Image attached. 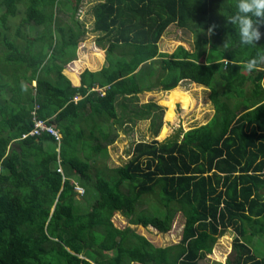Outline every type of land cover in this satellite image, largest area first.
<instances>
[{
  "label": "trees",
  "instance_id": "1",
  "mask_svg": "<svg viewBox=\"0 0 264 264\" xmlns=\"http://www.w3.org/2000/svg\"><path fill=\"white\" fill-rule=\"evenodd\" d=\"M74 1L0 0V264H197L229 229L223 264H264L251 247L254 238L264 242V64L254 75L242 67L264 51V26L256 47L243 46L226 22L236 0H102L92 15L104 66L84 69L73 85L63 70L86 33L76 17L82 0ZM170 24L191 32L192 51L179 45L157 57ZM182 80L210 89L207 123L140 141L123 165L97 163L125 120L150 119L156 136L162 107L134 99ZM36 104L37 117L62 134L59 152L48 133L22 137ZM73 177L95 198L78 199ZM148 197L161 215L143 207ZM117 212L130 224L117 227ZM178 212L177 243L156 246L130 226L166 233Z\"/></svg>",
  "mask_w": 264,
  "mask_h": 264
},
{
  "label": "rangeland",
  "instance_id": "2",
  "mask_svg": "<svg viewBox=\"0 0 264 264\" xmlns=\"http://www.w3.org/2000/svg\"><path fill=\"white\" fill-rule=\"evenodd\" d=\"M102 0H82V2L77 6L76 17L80 20L83 24L86 33L82 38V43H87L85 46L81 47V51L77 50V59L67 63L64 67V72L68 73L69 76L71 72L77 71L80 69L86 68H95L97 63H95L94 58L99 61L102 58H97L94 53L95 49V39L101 35L100 32L93 29V22L94 17L92 15V7ZM68 2L73 6L75 4L74 0H68ZM75 7V6H74ZM63 9H66L63 7ZM174 30V35H168V31ZM30 34L34 33V31L30 28ZM193 35L190 31H186L180 29L175 25H170V28L165 31L163 34V38L160 41V48L164 49L165 51L161 53H168L166 51L170 50L174 52V50L179 46L185 45L193 47ZM84 40V41H83ZM84 43V44H85ZM95 44V45H94ZM189 44V45H188ZM96 47H98L96 45ZM100 48V47H99ZM103 50V49H102ZM105 52V51H104ZM171 52V53H172ZM219 52H217V56ZM161 56V54H160ZM92 57V58H91ZM103 57V55H102ZM80 61V63L78 62ZM84 64V65H81ZM159 66V64H158ZM78 69V70H77ZM157 69V67H156ZM147 72V71H145ZM75 82L77 81L74 80ZM35 85V83H32ZM142 85H148V78L144 79ZM182 90L190 91V97L185 92L187 97H184V101L180 103H176L172 121H169L168 115L169 113L166 112V109L169 111V107H165L160 104V101L164 100L165 96L169 91L156 93V88L152 90H145L142 91L139 96H137L135 101H138V104H144L146 102L153 101L160 105L163 109V119L161 128L156 136L150 130V119H140V120H125L122 126L116 127L114 126V133H116V139L113 143L107 145L104 149L106 150L107 154H103L101 157H97V163L100 165H107L108 167H116L125 164L132 156L133 148L136 143L142 142H150L153 139L157 141H163L168 139L169 137H173L177 134L179 130L187 131L190 128L200 126V124L206 121H209L214 113V107L209 99L210 90L202 88V90L195 91V84L193 82L184 81L178 84ZM194 89V90H193ZM184 94V95H185ZM14 98V97H13ZM12 98V99H13ZM191 99V103L189 100ZM201 124V125H202ZM167 128V129H166ZM167 130V132H165ZM52 145V148H56ZM103 146V145H102ZM51 147V146H50ZM77 177V176H76ZM73 177L71 179L72 184L74 186V191L77 193V198H95L97 192L96 189L92 186L84 187V192L80 193V185L77 183V178ZM81 188V187H80ZM86 190V192H85ZM105 199L103 200H94L92 207L97 205H102ZM143 207L149 208L154 214L161 215L163 210L158 208V206L154 203V198H149L147 201L142 202ZM113 223L117 227H124L130 224L126 218H124L120 213H115L112 217ZM184 225V216L181 212H178L175 215V218L172 222L171 229L166 233H160L156 229L152 228L151 226L143 227L141 225H134L131 224L130 226L134 228L138 233L144 235L147 239H149L154 245L156 246H165L170 245L173 243H177L181 238V231ZM235 236V233L232 229L226 231L224 235L219 237L213 247L211 253L207 254L203 259L199 260L197 264H223L227 255L231 251V241L232 238ZM252 251L257 257L264 256V242L254 238L252 241ZM132 264H140V263H132Z\"/></svg>",
  "mask_w": 264,
  "mask_h": 264
},
{
  "label": "clouds",
  "instance_id": "3",
  "mask_svg": "<svg viewBox=\"0 0 264 264\" xmlns=\"http://www.w3.org/2000/svg\"><path fill=\"white\" fill-rule=\"evenodd\" d=\"M226 22L234 26L241 45L256 47L262 37L260 28L264 26V0H236L235 11L227 18ZM215 28H216L215 24L210 25L208 32L213 33V30ZM261 64H264V51L257 52L256 56L243 62L242 67L244 68L245 71L252 72L256 70ZM32 83H35L36 85L35 81H32ZM95 89L101 91V94H103L104 88H98V87L92 88V90ZM38 108L39 106L36 104L32 112L34 116L33 121L35 119H41L37 117ZM42 120H45L47 122L49 121V119H42ZM48 124L53 125L52 123H48ZM33 127H34V123H33ZM61 138H62V134H61ZM60 142L61 139L59 141L55 140L54 147H56L55 149L57 152H59ZM57 159L59 162L60 161L59 154L57 156ZM80 187L83 188V186L81 185Z\"/></svg>",
  "mask_w": 264,
  "mask_h": 264
},
{
  "label": "crops",
  "instance_id": "4",
  "mask_svg": "<svg viewBox=\"0 0 264 264\" xmlns=\"http://www.w3.org/2000/svg\"><path fill=\"white\" fill-rule=\"evenodd\" d=\"M94 19V18H93ZM170 25H172V24H170ZM170 25L166 28V30L165 31H167L169 28H170ZM173 25H175V24H173ZM176 26V25H175ZM178 27V26H177ZM181 29V28H180ZM165 31L163 32V34L165 33ZM168 33V35L170 36V34L171 35H174L173 33H176V32H174V30H171V31H168L167 32ZM163 38V35L161 36V38L159 39V41H158V43H157V45H158V56L157 57H159L160 56V54H162L161 52H163V51H165V48L164 49H161L160 48V46H159V44H160V41H161V39ZM189 40H191V39H189ZM84 41V40H83ZM193 42V40H191V43ZM85 43V42H84ZM82 43L81 45H80V47L78 48V51H81L80 49H81V47L82 46H85L87 43ZM95 45V44H94ZM189 45V44H188ZM95 47V49H94V51L96 52V50H98V52H100L102 55H103V57H102V60L101 61H99L98 59L96 60V58H94V60H95V63H97V66L95 67V68H86V69H89V70H91V71H97V70H100L103 66H104V63H105V52H104V50H102L101 48H99V47H96V45L94 46ZM184 48L185 49H187V50H189V51H192V48L190 47V46H187V45H185L184 46ZM166 52H168V54H171V48H170V50H168V51H166ZM78 53V52H77ZM92 58V57H91ZM85 69V68H84ZM84 69H80V70H78L79 72H78V75H77V81L75 82L70 76H69V74L68 73H65L66 74V76H68L70 79H71V81H72V83H73V85H79L80 84V74H81V72L84 70ZM259 69H264V67H260ZM245 71V70H244ZM245 73L247 74V75H251V74H253V72H248V71H245ZM254 75V74H253ZM252 75V76H253ZM184 81H186V80H182V81H180V82H184ZM179 82V83H180ZM194 83V82H193ZM251 82L250 81H248V82H246V85H247V87H249V86H251V84H250ZM196 86H199V87H203V88H205V89H209V88H207L206 86H204V85H202V84H196V83H194ZM260 84H261V86H262V88H263V92H264V75H263V77H262V79H261V81H260ZM177 87H179V86H176V87H174L173 89H171V90H162L160 87H156V93H160V92H165V91H169L168 93H167V95L165 96V98H164V100H162V101H160V104L161 105H163V106H165L166 108L167 107H169V111H168V109H166V112L167 113H169V115H168V120L169 121H172V117H173V113H174V109H175V104L176 103H182L185 99H184V97L186 96L187 97V95L185 94V92H187V90L185 91V90H182V89H180V88H177ZM210 90V89H209ZM196 91V90H195ZM139 94H141V93H139ZM139 94H138V96H139ZM185 94V95H184ZM189 100V103H191V105H192V101H191V99H188ZM208 121H206V122H203V124H205V123H207ZM202 124V123H201ZM200 124V125H201ZM167 129V128H166ZM165 132H167V130H165Z\"/></svg>",
  "mask_w": 264,
  "mask_h": 264
},
{
  "label": "built area",
  "instance_id": "5",
  "mask_svg": "<svg viewBox=\"0 0 264 264\" xmlns=\"http://www.w3.org/2000/svg\"><path fill=\"white\" fill-rule=\"evenodd\" d=\"M224 61L225 63L227 62L226 60ZM78 99H79L78 96L74 98L75 101H77ZM42 132H45V133H48L54 136V139L57 141L61 139L60 132L53 125L48 124L47 121L42 120V119H35L34 127L32 128V130L29 133L24 134L22 137H26L27 135H39ZM58 171L62 172V168L60 166L58 167ZM78 189H80V193L84 192L83 188L78 187Z\"/></svg>",
  "mask_w": 264,
  "mask_h": 264
},
{
  "label": "bare ground",
  "instance_id": "6",
  "mask_svg": "<svg viewBox=\"0 0 264 264\" xmlns=\"http://www.w3.org/2000/svg\"><path fill=\"white\" fill-rule=\"evenodd\" d=\"M194 89H195L196 91H197V90H200V91H201V88H200L199 86H195ZM194 89H193V90H194ZM188 92H190V91H188Z\"/></svg>",
  "mask_w": 264,
  "mask_h": 264
}]
</instances>
